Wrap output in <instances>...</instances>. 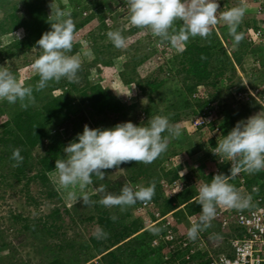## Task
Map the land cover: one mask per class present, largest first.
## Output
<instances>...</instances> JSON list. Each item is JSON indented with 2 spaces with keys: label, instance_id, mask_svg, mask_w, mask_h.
<instances>
[{
  "label": "trees",
  "instance_id": "trees-1",
  "mask_svg": "<svg viewBox=\"0 0 264 264\" xmlns=\"http://www.w3.org/2000/svg\"><path fill=\"white\" fill-rule=\"evenodd\" d=\"M57 1L59 2L57 5L63 8L64 0ZM66 1L72 5V19L76 25V33L84 26L97 20L100 22L101 28H106V15L103 13L97 16L94 10L103 5L105 11L113 14L115 11L113 1H116L118 7L124 4V0H89V2L85 1L84 3L82 2L83 0ZM49 3L50 0H0V64L7 62V65H15L12 60L20 56V62L16 64V69H19L33 61L30 60L32 53L36 52L38 56L41 54L36 42L43 33L51 30L50 21H48V17L51 14ZM90 8L93 13L85 16L83 13L90 10ZM16 31H21L22 33L18 40L14 42L4 41L5 38ZM247 44L249 43L247 42ZM222 45V41L216 37L215 32L212 30V35L205 43L193 39L188 41L185 50L174 59L175 67L176 63L178 64L177 74H183L186 89H184L183 103L177 108L175 104L172 111L168 110L165 113V116L169 117L170 123L173 125L183 122L184 118L188 116L197 118L201 114H205V110L215 98L221 96L225 99L227 98L220 91V89L222 90L220 83L223 79L231 78L230 74L232 71L230 70L233 69V65L229 57L226 60H221V54H224ZM34 47L37 48L36 51L33 50ZM79 47V45H73L71 54H76ZM23 59L24 61H22ZM95 60L97 61V58ZM137 60L135 67L144 63L143 59ZM107 65H112V62L108 61ZM125 68L127 69L128 65ZM93 70L99 72L100 69H96L95 66H88L87 71L90 72L88 74H92ZM135 70L136 68L133 69V71ZM16 72L15 70L14 73L17 77ZM88 74H86L83 84L69 83L66 79H61L59 83L49 82V86L44 90L40 92L34 91L36 102L26 110L19 106V102L16 103V108H14L17 111L12 110L11 106L14 107V104H9L7 101L4 105H1V109L7 107L8 104L11 106L8 105L7 114L9 118L0 126L2 130L0 136V149L2 150L0 161L5 162L4 160H7V162L14 164L15 161L11 159V156L13 149L16 148L21 150L20 154L24 158L23 163L12 171L11 177L14 181L17 183L26 182L28 186L30 182L38 180L44 187L49 186L51 188L48 173L55 170L56 159L65 158L63 148L73 141L77 134H82L83 125L88 124L86 113H89L92 118L96 115L111 113L126 117L128 107L108 89L88 79L90 78ZM126 76L125 71L120 72V78L127 87L133 82V79H129L130 77L127 78ZM39 79V75L34 73L32 78L26 81L24 85L31 84L34 86ZM232 82V80L229 82L230 86L228 88H231L230 91L234 95L233 86L235 82ZM163 84V81L157 79L153 82L149 81L150 95L148 96H152V93L157 92ZM200 85H204L207 88L209 98L193 99L192 96ZM139 86L141 90H145L140 83ZM222 101L221 109L225 110L223 112L226 116L224 117L225 119L222 123L218 121L220 124L216 120L210 124L212 130L219 128L221 139L235 127L237 122L242 120H236L238 116L242 115V111L239 110L240 113H238V109H233L230 107L231 105H227ZM85 102L87 103L85 104ZM245 104L251 106V104H256V102ZM179 110L180 112H178ZM63 131H65V136H63ZM163 135H167V133ZM217 143L216 139H211L209 149L204 151L202 161H198L197 165L184 175L180 173L178 168L167 171L162 167L165 160V158H162L165 154L163 153L153 163L148 165L134 161L125 163L126 176L116 183L105 186V188L107 192L119 195L125 184H130L135 189L136 185L149 186L152 181H155V195L152 201L149 202L154 207L147 212V216L156 219L155 214L158 212L162 216L171 213L175 219L185 222L189 215L200 213L201 206L195 197L198 195V189L203 183H210L215 175L214 170L219 168V174L230 175V164L219 165L218 157L212 152ZM45 144L47 146L45 147L44 155L41 156L37 164L33 163L32 151L36 147L44 146ZM198 149L200 147L193 148L189 150V153L193 155ZM33 170L36 173L29 176V172ZM95 178L93 176L92 179ZM177 180H182L185 183L184 189L177 196L166 197L164 182L172 183ZM253 185L259 187V192L257 193H260L264 198V170L256 174L247 175L248 188ZM52 195L59 197L57 191L52 193ZM101 198L99 194L96 196L95 204L98 211L96 216H91L88 220L95 222L94 224L98 228H102L107 232L108 237L97 240L92 233L89 237L82 235V241L76 239V241H71L72 243L69 242L70 244L67 242V246H70L71 250H73L75 258L73 256L65 261L64 259H56L49 264H87L96 256H100L96 258L97 262L93 261L90 264H165L164 258L166 255L170 256L169 262L176 261V255L178 254L176 249L171 252L163 244L159 247H153L152 245L153 241L165 232L162 222L153 226L162 228V231L156 235L151 233L150 229L152 227H146L145 219L143 220L142 217L131 219L128 224L118 228L110 212L105 209L106 207L103 208L104 206L98 203ZM142 205L143 203L140 202L133 205L131 212H127L128 215ZM61 216L60 210H55L53 214L54 220H59ZM12 217L19 223L23 221L29 222V220L23 219L21 215H12ZM128 218L129 216H127ZM24 227L25 230L30 231L36 226L31 227L25 224Z\"/></svg>",
  "mask_w": 264,
  "mask_h": 264
},
{
  "label": "rangeland",
  "instance_id": "rangeland-1",
  "mask_svg": "<svg viewBox=\"0 0 264 264\" xmlns=\"http://www.w3.org/2000/svg\"><path fill=\"white\" fill-rule=\"evenodd\" d=\"M85 1L89 2V0H83L82 2L84 3ZM52 2L53 0H50L49 5ZM218 2L220 4L219 11L224 12L240 5L242 0H218ZM243 2L247 5V11L237 29L238 33L244 34L238 45L234 44L233 37L229 35L228 26L223 21L213 28L216 37L223 44L224 54H221V60H226L229 57L232 61L233 69L230 70L232 71L230 74L231 78L223 79L220 83L222 88L220 91L227 98L225 99L221 96L223 101L221 97L215 98L205 110V113L212 111L215 114L211 123L216 120L220 124L218 121L222 123L225 119L224 117H226L223 113L225 110L221 109V101L231 105L230 107L233 109H238V113H240L239 110L242 111V115L238 116L236 120H246L257 113L264 112V44H247L248 33L264 26V11L260 10L261 7H264V0H243ZM54 3L57 5L59 2L54 0ZM63 6L62 9H68L72 12L71 3L64 0ZM113 7L115 8L113 14L105 11L103 5L94 10L97 16L103 13L106 15V28H101L98 20L93 21V23L84 26L75 34L76 39L73 45L80 46L78 51H76V54H79L81 59L80 74H83L81 76L78 73L81 77L79 83L83 84L86 74L90 73L87 71L88 66H95L96 69H100L99 72L93 70L92 74H88V76L90 75L88 79L95 84L99 83L103 88L112 92L128 107V114L124 117L111 113L96 115L92 118L89 113H86V118L88 119V124L86 125L91 127V129L113 128L118 123L129 121L137 126L142 124L146 126L150 118L156 115L165 116L168 110H173L175 104L176 108L180 106L184 100V89H186L183 74H177L178 64L176 63L175 67L173 63L174 59L185 50L186 45H182V50H178L167 42L161 43L160 39L154 37L148 30L132 26L128 20L129 9L127 0H124V4L119 7L116 1H113ZM49 10L51 11L50 7ZM90 13H93L91 8L83 14L88 16ZM181 25V21L175 23L177 28ZM116 29H120L127 38L126 46L122 49L114 47L107 37L108 31ZM16 34H19V38L22 36L21 31H16L5 38L4 41L14 42L18 40L19 38H16ZM192 39L195 41L200 40L203 43L207 40L197 36L190 38L189 41H192ZM38 57L36 52L32 53L30 60L33 61L19 69H16V64L20 62V56L12 60L15 65L1 63L0 66H8L13 73L16 70L17 79L24 84L34 75L35 72L31 65ZM96 58L97 61L95 60ZM136 58L143 59L144 63L135 67L136 61H138ZM108 61H111L112 65L108 66ZM127 65L128 70L125 68ZM134 68H136V72L133 71ZM122 71L126 72L127 78L133 79V82L127 87L120 78V72ZM156 79L163 81L164 84L157 92L152 93V96H148L150 95L148 82H153ZM231 80L233 81L232 83L235 82L233 92L238 89H245L248 86L253 91L260 89L262 98H260V101L252 97L246 101L237 100L232 95L231 88H228ZM139 83L145 88L144 91L140 89ZM192 97L196 100L209 98L207 88L204 85L198 86ZM145 99L147 101L143 103ZM251 102H256V104H251V106L245 104ZM5 103L6 101H0V107ZM8 105L3 108L4 110L0 108V126L9 118L7 114ZM16 105L14 104V107L9 106L13 108L12 110L17 111V109H14ZM203 115L201 114L200 116ZM197 118L188 116L184 118L183 122L178 123L181 128V135L170 140L168 150L162 157L165 158L162 165L165 170L178 168L181 172H184L189 169L185 172L186 174L197 165L198 161H202L204 151L209 148L205 144L206 131L195 130L194 122ZM218 127L220 126L218 125ZM83 128L84 125L81 129L82 132ZM1 133L2 130L0 129V136ZM63 136H65V131H63ZM212 137L215 139L213 135ZM46 146L47 144L38 146L32 151L33 163L37 164L39 162L41 156L44 155ZM197 147H200V149L191 155L189 150ZM1 152L2 150L0 149V157ZM4 161L6 163L0 161V264H49L56 259L69 260V258L74 256V252L70 246H67L68 243H72L71 241H76V239L82 241V235L89 237L98 228L94 224L95 222L88 220L89 217L96 216L98 211L96 204L85 206L82 200H78L77 203L67 201L65 198L66 190L59 185L55 170L48 173L51 188L49 186L44 187L38 180L30 182L28 186L26 182L17 183L11 177L12 171L16 167H13L11 162ZM120 168L124 171H118L116 168L103 170L106 172L105 179L101 181L95 178L93 179V184L87 186L85 191L92 201H96L98 194L102 197L103 194L95 191L101 184L107 186L118 182L126 176L127 172L124 164L120 165ZM35 173V170L30 171L29 176ZM56 191L59 193V197L52 195ZM77 194L79 195L78 189ZM131 208L132 206H125L124 211H121L119 206L105 209L110 212L112 217H116L115 225H118V228H122L131 219L142 217L144 220L146 218L145 215L136 213L135 209L133 213L128 215L127 212H131ZM55 210H60L62 215L56 221L53 217ZM12 215H21L23 219H27L29 222H16ZM127 216H129L128 219ZM75 221L77 222L75 223ZM25 224L31 227L35 225L36 227L27 231L24 227ZM97 257L100 256H96L95 260L91 259L90 262H97ZM90 262L88 263L90 264Z\"/></svg>",
  "mask_w": 264,
  "mask_h": 264
},
{
  "label": "clouds",
  "instance_id": "clouds-1",
  "mask_svg": "<svg viewBox=\"0 0 264 264\" xmlns=\"http://www.w3.org/2000/svg\"><path fill=\"white\" fill-rule=\"evenodd\" d=\"M127 5L128 20L132 26L148 30L161 43L167 42L178 50H182V45H186L190 38L199 36L208 39L213 28L221 21L228 26L235 45L243 39L244 34L237 32L247 11L243 0L240 5L224 12L219 11L218 0H127ZM49 7L51 14L48 21L51 30L43 33L36 42L41 54L31 65L39 75V81L34 86H25L8 66H0V101H7L9 104L19 102V106L26 110L36 102L34 91L44 90L49 82L59 83L61 79H66L69 83L80 82L78 73L81 70V59L79 54H71L76 39L72 12L62 9L54 0ZM177 21L182 22L179 28L175 26ZM107 37L117 49L126 46L127 38L120 29L108 31ZM16 38H19V34H16ZM248 38L249 45L264 44L251 43ZM33 50L36 51L37 48L34 47ZM145 101L147 100L143 103ZM164 133L167 135H163ZM180 135V126L173 125L168 116L161 115L150 118L146 126H137L130 121L107 129H91L84 125L82 134H77L63 148L65 158L56 159L54 172L59 185L66 190L67 201L77 203L82 200L85 206H90L96 202L91 200L85 190L93 184V176L103 181L106 177L103 170L116 168L123 172L120 165L132 161L151 164L168 150L170 140ZM20 152L19 148L13 149V167H19L23 163L24 158ZM214 154L219 155L221 160L231 162L230 175L216 174L210 183H203L199 187L195 199L199 202L201 211L198 220L187 232L192 240L211 227L218 207L242 212L252 206V195L242 193L230 180L242 172L252 175L264 170V112L237 122L226 136L219 139ZM155 187V181L149 186L136 185L135 189L130 184H125L120 194L114 195L106 192L105 186L101 184L95 191L103 194L98 201L100 205L106 208L119 206L124 211L125 206L151 202ZM112 219L115 220L116 217L113 216ZM150 231L156 235L162 228L152 227ZM93 235L97 240L108 237V233L102 228H97Z\"/></svg>",
  "mask_w": 264,
  "mask_h": 264
},
{
  "label": "built area",
  "instance_id": "built-area-1",
  "mask_svg": "<svg viewBox=\"0 0 264 264\" xmlns=\"http://www.w3.org/2000/svg\"><path fill=\"white\" fill-rule=\"evenodd\" d=\"M262 12L264 7H261ZM248 41L251 43L264 42V26L248 33ZM236 92V93H235ZM234 92L237 100H249L250 97L260 101L261 90H251L248 86L245 89H238ZM215 117L211 111L197 118L194 122L195 130L206 131V145L213 139L212 135L219 141L221 132L219 128L211 129L210 124ZM217 135V136H216ZM214 153V149L212 150ZM218 164L225 165L231 162L221 160L219 155ZM219 168L214 174H219ZM247 173H240L236 178L230 180L244 194L252 195V206L242 212L235 209L218 207L216 217L211 222V227L198 234L195 240L188 237V229L198 220L200 213L187 217V221L180 222L170 213L162 216L159 212L153 219L147 216V212L154 205L147 203L139 206L136 213L145 215L147 228L163 223L164 233L153 241V247L161 244L167 246L172 252L176 249L175 262H169L170 256H165V264H264V198L259 192V187L247 186ZM185 183L177 180L172 183L164 182L165 195L168 198L177 196L182 192ZM256 189V191H253Z\"/></svg>",
  "mask_w": 264,
  "mask_h": 264
},
{
  "label": "crops",
  "instance_id": "crops-1",
  "mask_svg": "<svg viewBox=\"0 0 264 264\" xmlns=\"http://www.w3.org/2000/svg\"><path fill=\"white\" fill-rule=\"evenodd\" d=\"M187 170H189V169H187ZM187 170H186V171H187ZM186 171H184L183 173L185 174ZM180 173H181V170H180ZM181 174H182V173H181Z\"/></svg>",
  "mask_w": 264,
  "mask_h": 264
}]
</instances>
